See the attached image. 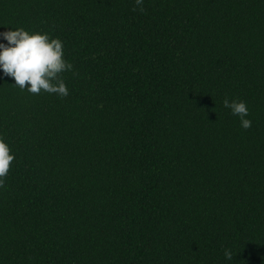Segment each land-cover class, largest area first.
<instances>
[{"label":"trees","instance_id":"obj_1","mask_svg":"<svg viewBox=\"0 0 264 264\" xmlns=\"http://www.w3.org/2000/svg\"><path fill=\"white\" fill-rule=\"evenodd\" d=\"M143 8L0 0L73 65L63 97L0 71V264H264V0Z\"/></svg>","mask_w":264,"mask_h":264},{"label":"clouds","instance_id":"obj_2","mask_svg":"<svg viewBox=\"0 0 264 264\" xmlns=\"http://www.w3.org/2000/svg\"><path fill=\"white\" fill-rule=\"evenodd\" d=\"M143 11L144 0H135ZM0 71L13 79L15 86L31 94L41 91L58 96H67L69 89L60 74L71 71L73 65L65 59L63 41L53 38L47 32L30 31L23 28L0 33ZM6 41V43L4 42ZM223 107L240 118V126L248 129L252 121L248 118L249 108L245 101L225 98ZM15 159L10 145L0 136V188ZM226 260L231 261V250H225Z\"/></svg>","mask_w":264,"mask_h":264}]
</instances>
